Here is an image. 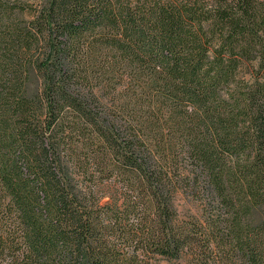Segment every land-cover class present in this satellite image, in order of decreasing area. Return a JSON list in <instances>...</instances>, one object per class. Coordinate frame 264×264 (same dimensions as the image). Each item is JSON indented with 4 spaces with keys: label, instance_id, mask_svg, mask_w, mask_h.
<instances>
[{
    "label": "trees",
    "instance_id": "16d2710c",
    "mask_svg": "<svg viewBox=\"0 0 264 264\" xmlns=\"http://www.w3.org/2000/svg\"><path fill=\"white\" fill-rule=\"evenodd\" d=\"M264 264V0H0V264Z\"/></svg>",
    "mask_w": 264,
    "mask_h": 264
},
{
    "label": "rangeland",
    "instance_id": "374dc122",
    "mask_svg": "<svg viewBox=\"0 0 264 264\" xmlns=\"http://www.w3.org/2000/svg\"><path fill=\"white\" fill-rule=\"evenodd\" d=\"M152 263H157V264H183V263H193L192 261H187L183 259H165L162 257H158L157 260L153 261ZM209 264H219V263H209Z\"/></svg>",
    "mask_w": 264,
    "mask_h": 264
}]
</instances>
